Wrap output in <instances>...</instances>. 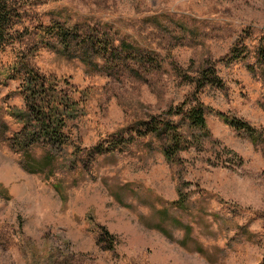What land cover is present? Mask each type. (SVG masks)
Masks as SVG:
<instances>
[{
  "label": "rangeland",
  "instance_id": "374dc122",
  "mask_svg": "<svg viewBox=\"0 0 264 264\" xmlns=\"http://www.w3.org/2000/svg\"><path fill=\"white\" fill-rule=\"evenodd\" d=\"M29 2V30L75 38L69 55L51 39L33 60L74 112L61 149L15 150L22 81L0 63V264H264V141L215 115L264 138V0ZM192 94L207 108L198 140L174 113ZM150 117L191 145L166 159L165 141L136 135Z\"/></svg>",
  "mask_w": 264,
  "mask_h": 264
},
{
  "label": "trees",
  "instance_id": "16d2710c",
  "mask_svg": "<svg viewBox=\"0 0 264 264\" xmlns=\"http://www.w3.org/2000/svg\"><path fill=\"white\" fill-rule=\"evenodd\" d=\"M30 10L29 0H0V63L7 64V71L3 73L5 78L18 76L21 78L22 83L19 91L25 102L24 117L27 119L23 130L11 136L9 141L11 147L24 153L34 145H48L56 150L61 149L66 143L63 134L65 132L62 130L65 116H70L74 112V104L70 100L69 92L60 88L58 84L60 80L55 75L41 72L33 64L34 58L37 57L41 49L51 44V39L56 42L58 40L64 48V53L69 55L68 52L71 51L74 37L67 33V27H64V30L56 29L53 32V26L45 28L41 22H37V26L35 25L33 29L29 30V26L26 25V17ZM124 48L127 47L121 42V50ZM78 49L85 56L88 53L89 44L84 43ZM5 57L6 60L3 59ZM202 74L204 80L212 77L214 73L209 71ZM210 74L211 76H209ZM203 83L202 80L201 82H192L196 88L202 87ZM210 83L220 85L218 80H210ZM191 96L190 99L186 97L174 113L183 114L190 127L200 130L201 136L196 137L198 140L209 135L205 120L207 108L196 94ZM15 115L22 116L20 112ZM215 115L237 132L243 133L254 144L264 141V138L261 137L262 134L257 132L258 130L248 121L220 111L215 112ZM136 132L138 136L154 134L158 139L165 141L162 151L169 161L174 160L178 150L191 145L188 140L189 136L178 133L177 126L173 122H156L152 117L149 120H141ZM98 147L95 148L98 149ZM100 152L102 151L100 150ZM181 201L178 200L176 203L181 205ZM103 231L108 235L106 230ZM111 239L113 238L111 237Z\"/></svg>",
  "mask_w": 264,
  "mask_h": 264
}]
</instances>
